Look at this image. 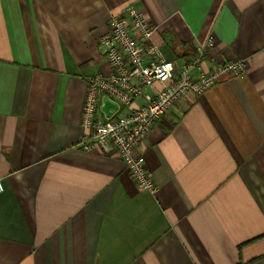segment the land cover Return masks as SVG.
<instances>
[{"label": "crops", "instance_id": "crops-1", "mask_svg": "<svg viewBox=\"0 0 264 264\" xmlns=\"http://www.w3.org/2000/svg\"><path fill=\"white\" fill-rule=\"evenodd\" d=\"M131 4L172 60L241 59L135 149L157 190L78 143L98 39ZM0 264H264V0H0Z\"/></svg>", "mask_w": 264, "mask_h": 264}, {"label": "built area", "instance_id": "built-area-1", "mask_svg": "<svg viewBox=\"0 0 264 264\" xmlns=\"http://www.w3.org/2000/svg\"><path fill=\"white\" fill-rule=\"evenodd\" d=\"M156 26L133 5L124 15H111L107 31L98 39L106 56L107 74L90 76L82 106L78 143L83 151L100 148L113 152L125 165L140 190L155 193L157 185L145 167L144 157L134 153L152 130L156 119L189 94L198 96L223 75H240L241 59L204 69L202 62L213 37L195 45L189 58L172 60L152 41ZM106 98L109 114L101 108ZM4 185L0 179V193Z\"/></svg>", "mask_w": 264, "mask_h": 264}, {"label": "water", "instance_id": "water-1", "mask_svg": "<svg viewBox=\"0 0 264 264\" xmlns=\"http://www.w3.org/2000/svg\"><path fill=\"white\" fill-rule=\"evenodd\" d=\"M109 106H111V104L109 103V101L106 98H104L101 108L106 112V115L109 114V111H108Z\"/></svg>", "mask_w": 264, "mask_h": 264}]
</instances>
